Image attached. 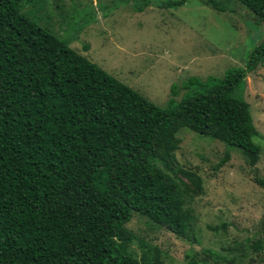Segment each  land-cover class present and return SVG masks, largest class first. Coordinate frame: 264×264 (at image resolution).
Instances as JSON below:
<instances>
[{
  "label": "trees",
  "instance_id": "16d2710c",
  "mask_svg": "<svg viewBox=\"0 0 264 264\" xmlns=\"http://www.w3.org/2000/svg\"><path fill=\"white\" fill-rule=\"evenodd\" d=\"M34 1L0 0V264H161L157 248L140 260L129 251L126 225L139 213L188 236L196 216L188 198L204 186L200 175L177 168L184 127L258 162L264 135L244 93L248 76L264 66V38L244 66L173 83L163 108L26 16L22 6ZM239 1L264 22V0ZM249 247L263 263L264 237ZM203 251L189 264L236 259Z\"/></svg>",
  "mask_w": 264,
  "mask_h": 264
},
{
  "label": "rangeland",
  "instance_id": "374dc122",
  "mask_svg": "<svg viewBox=\"0 0 264 264\" xmlns=\"http://www.w3.org/2000/svg\"><path fill=\"white\" fill-rule=\"evenodd\" d=\"M147 1L143 11L136 9ZM216 1L226 10L207 0L169 8L161 5L164 0H36L22 12L164 108L173 83L194 75L223 76L229 67L244 66L264 38V22L243 3ZM244 98L264 135V66L248 76ZM177 137V168L203 180V193L188 198L195 221L185 238L134 213L126 225L134 235L129 251L140 260L157 248L161 264H189L191 255L202 258L204 249H212L236 257L223 264H260L249 245L264 237V185L256 180L264 177V139H257L260 158L250 165L238 148L213 136L184 127ZM227 151L230 159L217 167Z\"/></svg>",
  "mask_w": 264,
  "mask_h": 264
}]
</instances>
